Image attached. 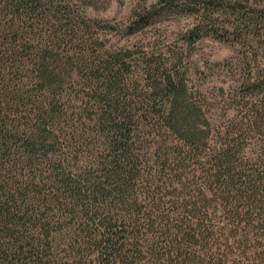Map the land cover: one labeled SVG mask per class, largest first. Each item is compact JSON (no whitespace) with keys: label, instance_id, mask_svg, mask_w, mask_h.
Instances as JSON below:
<instances>
[{"label":"trees","instance_id":"obj_1","mask_svg":"<svg viewBox=\"0 0 264 264\" xmlns=\"http://www.w3.org/2000/svg\"><path fill=\"white\" fill-rule=\"evenodd\" d=\"M180 1L161 52L105 47L71 0H0V264H264V12ZM208 35L253 46L223 124L187 83Z\"/></svg>","mask_w":264,"mask_h":264},{"label":"rangeland","instance_id":"obj_2","mask_svg":"<svg viewBox=\"0 0 264 264\" xmlns=\"http://www.w3.org/2000/svg\"><path fill=\"white\" fill-rule=\"evenodd\" d=\"M73 8L84 10V15L89 19L100 21L95 25L98 32L106 36L103 42L105 47L116 48L121 46L137 48H153L163 51H177L182 45L183 34L192 26V21L187 12L176 14L166 12L163 0H146V6L150 3H158L157 9L162 13L156 16L157 21L150 27L135 35H129L127 26L132 22L131 13L142 6L144 0H71ZM161 1V3H160ZM181 3L180 0H177ZM224 10L232 16L233 10L248 12L249 15H257L264 12V0H223ZM93 32V30H92ZM257 43V42H256ZM241 44V45H240ZM251 43H237L232 38L223 39L214 36H203L190 47L184 46L190 56L193 71L188 78V86L199 88L207 93L205 103L213 120L217 123H226L229 120L227 113L230 110L223 109L220 96L235 92L238 86L239 65L244 51L249 54ZM259 60L264 62V45L258 51ZM220 88L224 90V93ZM231 90V93H230ZM220 103V104H219Z\"/></svg>","mask_w":264,"mask_h":264}]
</instances>
